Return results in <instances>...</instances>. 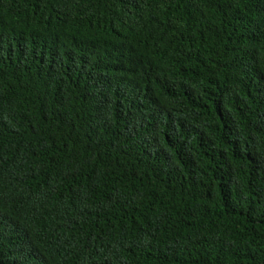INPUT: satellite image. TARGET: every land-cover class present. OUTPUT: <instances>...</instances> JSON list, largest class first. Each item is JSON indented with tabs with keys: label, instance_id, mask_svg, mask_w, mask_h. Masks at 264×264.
Here are the masks:
<instances>
[{
	"label": "trees",
	"instance_id": "1",
	"mask_svg": "<svg viewBox=\"0 0 264 264\" xmlns=\"http://www.w3.org/2000/svg\"><path fill=\"white\" fill-rule=\"evenodd\" d=\"M0 264H264V0H0Z\"/></svg>",
	"mask_w": 264,
	"mask_h": 264
}]
</instances>
